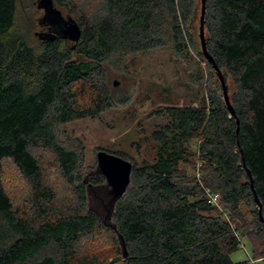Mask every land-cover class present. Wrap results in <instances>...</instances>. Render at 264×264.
Returning a JSON list of instances; mask_svg holds the SVG:
<instances>
[{"label": "trees", "instance_id": "obj_1", "mask_svg": "<svg viewBox=\"0 0 264 264\" xmlns=\"http://www.w3.org/2000/svg\"><path fill=\"white\" fill-rule=\"evenodd\" d=\"M49 1L78 24L77 42L45 31L31 44L17 27L19 0H0V264H102L89 249L100 236L122 264H251L230 259L242 239L251 257H263L264 0H205L206 50L234 114L198 50L204 98L156 112L164 121L144 139L153 158L131 163L121 197L99 169L95 179L81 174L82 151L66 147L57 129L122 102L109 91L108 65L163 47L188 57L201 0ZM45 153L69 188L64 198L49 182ZM6 162L27 188L22 205L1 176ZM195 163L198 177L182 168Z\"/></svg>", "mask_w": 264, "mask_h": 264}, {"label": "rangeland", "instance_id": "obj_2", "mask_svg": "<svg viewBox=\"0 0 264 264\" xmlns=\"http://www.w3.org/2000/svg\"><path fill=\"white\" fill-rule=\"evenodd\" d=\"M37 4V0H19L17 9V27L26 33L31 44L36 42V33L44 32L38 23L44 14L37 8ZM197 9V17L189 28L191 43L188 57L174 56L170 48L163 47L127 56L124 63L118 66L108 65L105 75L109 91L114 101L122 102H118L98 118L71 122L57 129V137L66 147L82 151V175L96 178V156L100 150L109 155L118 152L128 162L137 166L143 160L151 161L152 147L144 139L151 134L155 126L164 121L156 112L169 106H197L199 100L204 98L208 75L206 62L197 56L198 50L201 49V6L198 5ZM62 14L65 15L64 12ZM114 82L117 83L116 86H113ZM43 156L51 170L49 182L54 187L56 196L64 198L70 192L69 188L51 167L48 153ZM182 168L187 169L188 175L197 174L196 163L194 168L185 165H182ZM1 176L7 188L9 187L13 200L22 205L27 188L16 169L6 162ZM216 207L222 209L219 205ZM89 246L91 252L98 255V258L100 256L104 264H122L116 247L107 237H97ZM230 259L233 262L251 259L255 264H264V256L257 260L251 257L250 245L244 239L240 241L239 250L232 253Z\"/></svg>", "mask_w": 264, "mask_h": 264}, {"label": "water", "instance_id": "obj_3", "mask_svg": "<svg viewBox=\"0 0 264 264\" xmlns=\"http://www.w3.org/2000/svg\"><path fill=\"white\" fill-rule=\"evenodd\" d=\"M37 8L42 9L44 11V15L41 19L42 23H46L51 27V32L60 36L63 39L69 40L70 42H77L81 36L80 29L78 24L74 23L71 19H63L61 13L55 9H53L52 3L49 0H37ZM204 13H205V0H201V17H200V26H199V39L201 44V50L204 58L207 60L208 63L211 64L213 69L217 73L218 80L220 82L223 98L225 104L230 112L231 115L234 113L231 109V105L229 102L228 91L224 81V78L218 69L216 63L214 62L213 58L208 54L205 46V39H204ZM57 28V29H56ZM41 35V34H40ZM39 35V37H40ZM38 36V34H36ZM40 38H46L40 37ZM117 83L114 82L113 86H116ZM97 166L100 170L101 175L104 177L106 183L111 188L114 197H121L129 183H130V175L132 170V165L127 160L123 159L122 157L115 156L113 154H108L104 151H99L97 153ZM250 177V174H248ZM252 188V182H251ZM254 200L256 204H259L256 195L254 194ZM260 220L262 221L261 215H259Z\"/></svg>", "mask_w": 264, "mask_h": 264}, {"label": "built area", "instance_id": "obj_4", "mask_svg": "<svg viewBox=\"0 0 264 264\" xmlns=\"http://www.w3.org/2000/svg\"><path fill=\"white\" fill-rule=\"evenodd\" d=\"M196 175L198 177V173ZM205 195H207L206 199H207V202L210 205H212V206H217L218 205V195L210 194V192L207 189L205 190ZM250 262H251V264H255V262L251 261V259H250Z\"/></svg>", "mask_w": 264, "mask_h": 264}, {"label": "flooded vegetation", "instance_id": "obj_5", "mask_svg": "<svg viewBox=\"0 0 264 264\" xmlns=\"http://www.w3.org/2000/svg\"><path fill=\"white\" fill-rule=\"evenodd\" d=\"M41 11L43 12L42 9H41ZM43 14H44V12H43ZM41 26H42L41 28H42V30H43L44 32L46 31V32H49V33H50V32L52 31V30H51V27H50L49 25H47L46 23H45L44 25L41 24ZM42 33H43V32H42Z\"/></svg>", "mask_w": 264, "mask_h": 264}]
</instances>
